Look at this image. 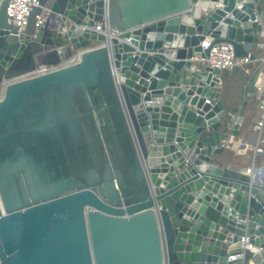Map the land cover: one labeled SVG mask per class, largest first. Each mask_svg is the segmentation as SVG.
Masks as SVG:
<instances>
[{"label":"water","instance_id":"95a60500","mask_svg":"<svg viewBox=\"0 0 264 264\" xmlns=\"http://www.w3.org/2000/svg\"><path fill=\"white\" fill-rule=\"evenodd\" d=\"M10 1L0 264H236L242 238L264 264V184L219 158L243 118L199 60L249 55L264 0H36L22 28Z\"/></svg>","mask_w":264,"mask_h":264},{"label":"crops","instance_id":"0c3cea01","mask_svg":"<svg viewBox=\"0 0 264 264\" xmlns=\"http://www.w3.org/2000/svg\"><path fill=\"white\" fill-rule=\"evenodd\" d=\"M263 53L264 38L259 34V42L253 44L249 51V54L254 56V58L251 57L252 61L249 64L250 72L246 73L242 67L233 71H221V80L216 85L214 93H218L219 100L227 113L237 110L234 116L240 114L243 118L240 136L229 138L228 131H224L226 134L223 140L229 141V147L225 148L223 155L219 158L229 161L230 165H235L243 174H248L246 170L251 169L248 175H251L253 179H259L264 184V151L254 152L259 135L254 126L261 117L256 84L261 79L260 76H264V67L260 63ZM262 139H264V128ZM261 147L264 149V144Z\"/></svg>","mask_w":264,"mask_h":264},{"label":"built area","instance_id":"2783aa9c","mask_svg":"<svg viewBox=\"0 0 264 264\" xmlns=\"http://www.w3.org/2000/svg\"><path fill=\"white\" fill-rule=\"evenodd\" d=\"M36 3V0H11L8 6V14L10 22L19 28H22L26 24L27 17L31 10V7ZM44 16L39 15L37 17L36 25L40 27L43 23ZM96 32L104 33V23L99 22L94 28ZM264 38V32L260 34ZM199 60L206 62L212 68L219 69L220 71H233L239 67H242L246 73L250 72L249 64L252 61L251 55L244 57H237L235 55L234 49L231 44L220 43L215 44L211 47L209 55L205 58H199ZM261 66L264 67V54L260 59ZM50 68L46 66H41L31 73L30 76H35L39 74L46 73ZM260 80L256 84V95L259 101V106L261 110V117L254 126V129L258 132L257 145L254 147L255 153H262L264 151L262 144H264V139H262V131L264 128V76H260ZM222 146L224 148L229 147V141L227 139L222 141ZM249 174L251 169L246 170ZM242 245L240 246L237 253L230 255L228 259L230 261H237L236 264H245V255L248 250H253L251 246L247 244L248 239L242 238Z\"/></svg>","mask_w":264,"mask_h":264},{"label":"rangeland","instance_id":"374dc122","mask_svg":"<svg viewBox=\"0 0 264 264\" xmlns=\"http://www.w3.org/2000/svg\"><path fill=\"white\" fill-rule=\"evenodd\" d=\"M264 54V53H263Z\"/></svg>","mask_w":264,"mask_h":264}]
</instances>
